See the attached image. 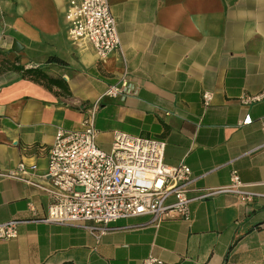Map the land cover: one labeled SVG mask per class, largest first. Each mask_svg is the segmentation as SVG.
<instances>
[{"label":"crops","instance_id":"0c3cea01","mask_svg":"<svg viewBox=\"0 0 264 264\" xmlns=\"http://www.w3.org/2000/svg\"><path fill=\"white\" fill-rule=\"evenodd\" d=\"M108 3L120 50L100 57L69 36L68 0H0V49L57 81L2 66L0 171L35 163L31 176L41 179L56 130L79 127L97 102L100 148H110L114 131L157 138L166 164L190 167V219L121 218L96 238L88 223L43 221L47 194L0 177V222L19 220L17 236L0 240V264H140L148 255L160 264H264V98L239 101L263 88L264 0ZM124 79L135 93L103 95ZM204 91L212 95L206 106ZM245 113L252 121L240 125ZM232 169L253 200L211 193Z\"/></svg>","mask_w":264,"mask_h":264},{"label":"built area","instance_id":"2783aa9c","mask_svg":"<svg viewBox=\"0 0 264 264\" xmlns=\"http://www.w3.org/2000/svg\"><path fill=\"white\" fill-rule=\"evenodd\" d=\"M65 19L69 36L90 43L98 56L120 50L116 19L108 0H68ZM135 92V85L124 79L107 87L103 95L124 98ZM211 98L209 91L202 93L205 106ZM263 98L264 83L257 93H242L239 101L249 104ZM96 110L97 102L85 108L79 127L56 130L41 179L31 176L36 164L24 161L0 171V177L23 181L47 194L49 202L43 221L88 223L86 227L96 238L121 218L149 215L155 223L176 217L189 220L190 167L185 163L166 164L165 142L157 138L114 131L110 148H100L96 143ZM251 121V115L245 113L239 124L248 125ZM213 192L234 193L244 201L254 198L236 169L230 171L229 183ZM18 223V219L0 222V240L16 237ZM160 263L152 255L140 261Z\"/></svg>","mask_w":264,"mask_h":264},{"label":"trees","instance_id":"16d2710c","mask_svg":"<svg viewBox=\"0 0 264 264\" xmlns=\"http://www.w3.org/2000/svg\"><path fill=\"white\" fill-rule=\"evenodd\" d=\"M48 62H57V63H62L63 61L55 56H50L47 59ZM7 66L9 67V69L13 70V71H17L20 72V75L22 77L24 76H30L33 79H43V80H47L49 83H57L56 80H53L51 78H49L44 72H42L39 68L37 67H28L25 68L23 65L20 64H15L13 61H7Z\"/></svg>","mask_w":264,"mask_h":264},{"label":"rangeland","instance_id":"374dc122","mask_svg":"<svg viewBox=\"0 0 264 264\" xmlns=\"http://www.w3.org/2000/svg\"><path fill=\"white\" fill-rule=\"evenodd\" d=\"M7 61H9V60L6 57V51H3L0 49V74L2 72L3 67H8Z\"/></svg>","mask_w":264,"mask_h":264},{"label":"water","instance_id":"95a60500","mask_svg":"<svg viewBox=\"0 0 264 264\" xmlns=\"http://www.w3.org/2000/svg\"><path fill=\"white\" fill-rule=\"evenodd\" d=\"M13 49H16L15 45L12 46Z\"/></svg>","mask_w":264,"mask_h":264}]
</instances>
